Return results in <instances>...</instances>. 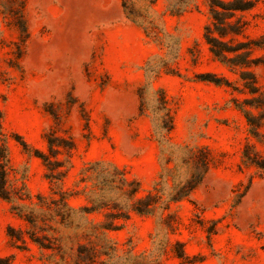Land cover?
Instances as JSON below:
<instances>
[{
  "label": "rangeland",
  "instance_id": "obj_1",
  "mask_svg": "<svg viewBox=\"0 0 264 264\" xmlns=\"http://www.w3.org/2000/svg\"><path fill=\"white\" fill-rule=\"evenodd\" d=\"M253 1L246 36L264 43V0ZM21 16L29 33L24 42ZM209 19V0H0V128L10 154L9 187L23 206L21 214L0 198V264H75L83 244L98 250L96 264H130L133 255L148 264H264V169L244 157L264 159V121L254 137L235 107L233 101L250 96L235 91L238 76L212 56L204 40ZM129 23L155 48L142 69L133 65L140 53L135 33L120 29ZM253 70L264 96V65ZM202 74L231 87L202 81ZM160 89L175 113L169 142ZM52 112L60 117L58 134L76 145L62 186L69 211L52 202L57 196L43 162L16 139L47 151ZM200 147L211 159L204 181L166 219L132 213L119 231L104 235L98 226L106 211L82 212L92 187L83 179L110 172L87 171L93 163L125 169L140 182V195L163 177L160 188L168 194L191 175L185 161ZM11 227L24 232L25 243L10 240Z\"/></svg>",
  "mask_w": 264,
  "mask_h": 264
},
{
  "label": "trees",
  "instance_id": "obj_2",
  "mask_svg": "<svg viewBox=\"0 0 264 264\" xmlns=\"http://www.w3.org/2000/svg\"><path fill=\"white\" fill-rule=\"evenodd\" d=\"M123 8L126 10L125 2L123 3ZM254 8L255 2L253 0H209L210 19L204 29V40L212 56L226 66L230 72L238 76L241 86L235 88V91L250 96L243 102H233L235 107L246 117L251 127L250 133L254 137H258L259 129L264 121V96L253 69L264 65V56L255 57L254 53L257 50L264 49V43L246 36L249 23L245 19L246 14L253 11ZM130 17L131 14L127 13L129 20ZM20 19L21 22L18 27L21 30L24 42L29 37V33L23 16ZM173 73L178 75L177 70H174ZM199 79L217 86L231 87V82L213 74H202ZM157 92L160 95L163 110L165 111L161 119V128L165 132V141L169 142L174 131L175 113L170 107V102L165 92L161 89L157 90ZM253 110L260 111V116H257ZM52 116L56 125L45 135L47 151L32 150L20 137H16V139L26 152L32 153L43 162L46 168V178L51 185L52 195L57 196L52 198V202L55 205L57 203L61 204L62 208L69 211L71 206L62 186L71 169L76 145L71 136L58 134L60 117L55 112H52ZM1 119L0 113V122ZM244 157L252 165L264 169V159L259 160L257 155L251 158L247 153L244 154ZM210 162V153L206 148L195 149L191 157L185 161L186 164L191 163L193 167L192 173L186 181L178 184L175 189L165 194L160 188L163 179L161 177V180L146 195H140V182L128 176L125 169L112 163L95 162L87 171L103 168L110 170V172H95L83 179L91 181L92 187L88 192L89 205L83 207L82 212L91 214L106 211L105 220L98 226V232H102L104 235L106 232L119 231L123 227L124 222L130 219L132 213L141 216H151L160 213L163 219H166V212L171 209L173 204L189 198L202 184L209 170ZM9 168L10 154L7 138L2 134V129L0 128V198L10 203L13 211H18L22 214L21 209L23 206L18 203L19 198H17L14 190L9 187ZM39 199L41 200L42 198ZM28 221L30 224H34L32 220ZM24 235L23 231L12 227L9 228L8 236L14 243H25ZM28 237L40 248L50 249V246L43 242V238H38L32 234H28ZM98 254V250L95 247L80 245L77 250L75 264H96ZM177 255L182 260L186 259V255L182 250H179ZM139 260V257L135 255L129 259L130 264H148Z\"/></svg>",
  "mask_w": 264,
  "mask_h": 264
},
{
  "label": "crops",
  "instance_id": "obj_3",
  "mask_svg": "<svg viewBox=\"0 0 264 264\" xmlns=\"http://www.w3.org/2000/svg\"><path fill=\"white\" fill-rule=\"evenodd\" d=\"M120 29L133 31L135 33L134 44L136 46V50L140 53H137L133 56L135 58V60L133 61V65L138 67L139 69H142L154 56V46L146 41L143 30L133 23L121 26Z\"/></svg>",
  "mask_w": 264,
  "mask_h": 264
}]
</instances>
